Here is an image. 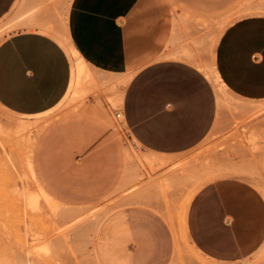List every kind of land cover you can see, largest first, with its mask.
<instances>
[{
  "label": "crops",
  "instance_id": "1",
  "mask_svg": "<svg viewBox=\"0 0 264 264\" xmlns=\"http://www.w3.org/2000/svg\"><path fill=\"white\" fill-rule=\"evenodd\" d=\"M172 1L0 0V106L16 116H42L73 97L80 65L102 74L101 90L117 85L106 95L123 90L122 133L86 112L54 118L33 153L45 189L72 204H103L112 197L113 206L127 208L128 219L142 224L140 264H167L177 256L168 204L183 184V162L206 154L233 173L219 171L191 199L189 240L210 262L264 264V192L237 169L264 180V155L253 148L260 139L251 129L260 125L263 133L264 120L245 110L241 123L251 126L226 132L218 145L225 150H201L228 127L227 116H218L219 85L255 104L244 107L264 104V0ZM210 24L217 31L206 42L200 32ZM103 106L111 109L106 101ZM127 144L154 162L136 171ZM154 191L166 212L149 200ZM156 230L168 238V250L147 245ZM125 249L139 252L136 242ZM0 264H17L16 252L1 248Z\"/></svg>",
  "mask_w": 264,
  "mask_h": 264
},
{
  "label": "rangeland",
  "instance_id": "2",
  "mask_svg": "<svg viewBox=\"0 0 264 264\" xmlns=\"http://www.w3.org/2000/svg\"><path fill=\"white\" fill-rule=\"evenodd\" d=\"M172 2L175 3L174 1ZM216 31L217 26L210 24L209 27L201 31L200 34L204 35L206 42H210ZM219 33L220 32H218V34ZM2 39L3 38L0 37V42ZM65 45L68 47L67 43H65ZM81 57L83 58L82 55ZM207 64L212 65V62ZM82 82L84 88L89 89L82 95V97L74 98L72 97V94H69L67 99H64L58 107L42 116H16L10 114L0 106V121L4 120L3 123L7 124V126L1 124V127L6 128V131H8V129L9 131L10 129L14 131V120L27 122L26 125L29 124V126H31V130L26 131L27 134L23 133L22 135H19L20 137L22 136L21 138L18 136L20 142H23L21 145H17L20 143L16 141L17 143H12V145H10L11 143H8L9 146L6 142L11 141V139L9 140V137L13 135L10 133L12 131L9 132V135H4L2 134L4 132L0 131V135H4V137L0 136V249L8 247L12 251L17 252L19 245L21 249H24V247L21 246H25L28 243L27 234L29 236L30 234H36L38 236L40 235L41 240L37 242L35 248L32 247L33 245L31 246V244L30 247H32L31 249L33 252L36 250L34 255L36 259L38 258L39 262H42V264H140L143 262L145 239L142 234L143 227L140 222L134 224L133 221L128 219L129 213L125 211L127 208H123L120 205L113 206L112 197L105 200L103 204L94 203L82 205L63 202L45 189L35 170L33 153L38 137L54 118L71 111L86 112L98 117L106 113L105 107L100 106L98 100L94 97L95 91L92 90L94 85L93 79L84 76ZM219 86L221 91H218V89L215 88L217 93L218 116H227L228 125L225 124V126L228 127L223 128V130L217 133L215 137H212L211 142L210 139L206 140L201 148L202 151H206L208 148L214 146L217 147V150L220 147L221 150H225V145L219 146V148L218 145L219 142L227 136L226 132H230L233 128H237L236 126L250 127L251 125L249 124L241 123L242 121H245L244 118H240V116L243 115L242 112L244 113L245 110H251L249 113H244L247 116L253 114L254 116H261V119L264 120V104L253 108L244 107L246 105L254 106L255 104L244 102L226 91L221 85ZM83 99H86L89 102L87 106L80 107ZM91 99L95 100L90 101ZM9 116L10 118L7 119ZM105 120L108 121L107 118ZM235 121L236 123H232ZM259 123H261V121ZM259 126L260 125H258V129H256L255 126L254 128H251L252 132L258 135L260 139V143L254 144L253 148L258 149L260 147L258 152L264 155V124L261 127L263 133L259 130ZM116 129L122 133L120 129ZM29 133L31 134L30 136ZM262 137L263 139H261ZM4 138H7V140H4ZM214 139L215 141H213ZM6 146L11 148L9 150L12 152L7 151L6 153ZM129 147L130 146L127 144V153L130 151ZM130 152L132 153V151ZM133 152H137L135 154L143 158L147 157V160L152 158L146 154L142 156L137 150H134ZM132 156L135 159L133 154ZM206 158L209 159V163L207 162L208 164L203 162L207 161ZM189 160L193 161V164L197 161L198 165L185 166L188 170L185 173L183 184L179 188L177 187L172 197V201L168 204V210L173 213L172 215L174 217L173 219L170 216L168 222L173 231L174 246L177 256L175 259H172L171 262H167V264H199L200 262L204 264H218L216 262H210L193 246L186 231V217L189 204L195 193L205 183L218 176L219 171L221 174L231 173L232 171L229 170V167L225 168L223 165L216 167L214 161L206 154L200 157H195L193 160ZM199 161L201 162L199 163ZM134 168L138 172L144 170V168L137 167V160ZM242 168L237 169L247 171L250 180L258 185V187L264 192V180L256 177L252 171ZM261 173L264 177V172L262 171ZM141 176L142 174H138L137 178H140ZM26 184H29V186H26ZM167 186L170 191L171 182H167ZM154 192L150 193L153 197H150L149 200L156 202L153 203V205L159 209H163L161 211L162 213L166 212L164 209L165 204L158 203L160 198L157 196L156 192ZM24 193L26 194V197L23 196ZM24 199H28L29 203ZM25 205H31V207H29L30 211L27 213L25 211ZM130 214L132 217L136 215V218L142 219L141 212L137 210H132ZM79 215H85V221L96 217L101 223L98 233L86 235L81 242L75 237H72L75 236V234H73L75 232V230L72 229L73 227L68 228V236L67 233L64 235L63 231L64 228L78 218ZM65 236H67L66 239ZM133 242L138 244L139 252L137 254L126 252L125 247ZM40 243L49 247V254L43 253L36 248ZM147 245H150L155 252L159 250H168L170 248L168 238L161 235L157 230L153 231L147 237ZM154 255H156V253L151 254L150 257L153 258ZM148 261L147 257V262Z\"/></svg>",
  "mask_w": 264,
  "mask_h": 264
},
{
  "label": "bare ground",
  "instance_id": "3",
  "mask_svg": "<svg viewBox=\"0 0 264 264\" xmlns=\"http://www.w3.org/2000/svg\"><path fill=\"white\" fill-rule=\"evenodd\" d=\"M74 48V47H73ZM75 49V48H74ZM76 52V51H75ZM77 55V54H76ZM80 56V55H79ZM78 57V56H77ZM82 60V59H81ZM85 60V59H84ZM79 62H81V61H79ZM85 62H87V61H85ZM79 64V63H78ZM80 65V64H79ZM80 67L81 68H79V70H80V77H79V81L77 82L78 84H77V88H76V91L74 92V94H73V97L74 98H80V97H82V95L85 93V92H87L89 89L88 88H84V85H83V82H82V78L84 77V76H87V77H89V78H91V79H93V81H94V85H93V89L92 90H94L95 91V95H94V97H95V99L96 100H98V102H99V104H100V106H103V104H104V102L106 101L107 103H109L110 104V108L111 109H107V108H105V110H106V113L104 114V115H101V116H99L100 118H102V119H106L107 118V120L109 121V122H111V123H113V125H114V127H116V128H118V129H120L121 131H122V129H123V126H125V124H123V113H122V108H121V104H122V95H123V90H119L118 92H114V93H112V95H109V94H105L106 92L108 93L109 92V90L111 91V89H109V88H114V87H111L112 85H114V84H111V85H109L108 86V91H106V90H101V87H104L103 85L100 87V84L102 83L101 81L99 82L98 81V77L100 76V75H102V74H99V76L98 75H96V74H98V73H95V71H93L92 69H90L88 66L87 67H85L84 66V64H82V65H80ZM101 73V72H100ZM98 76V77H97ZM108 76V75H107ZM101 77V76H100ZM116 77V76H115ZM119 77H121V75H119ZM103 78H104V76H103ZM101 79H102V77H101ZM111 80V79H110ZM103 81V83H104V80H102ZM125 81V80H124ZM108 82H110V81H108ZM111 82H113V81H111ZM110 82V83H111ZM100 83V84H99ZM107 83V82H106ZM108 84V83H107ZM114 86H117V85H114ZM125 86V85H124ZM106 89V88H105ZM114 90H115V88H114ZM114 90H112V91H114ZM105 91V92H104ZM108 105V104H107ZM104 107V106H103ZM109 107V106H108ZM2 114V113H1ZM5 116V115H4ZM7 117V116H6ZM10 118V116L7 118V119H9ZM4 121V120H3ZM3 121H0V122H2V123H0V131L1 132H4V133H2V134H4V135H6V134H8L9 135V132L10 131H12V129H10V131H9V129H8V131H6L7 129L6 128H3V127H1V124H5V123H3ZM11 121V120H10ZM9 121V122H10ZM8 122V121H7ZM13 122V121H12ZM15 122V123H14ZM14 126H15V129H14V131H12V132H10V133H12L13 135H11L10 137H9V140L11 139V141L10 142H6L7 144L8 143H11L10 145H12V143L13 144H15V142L16 141H18L20 144H17V145H21L23 142H20V140H19V138H18V136L19 135H22L23 133H26V131H30L31 130V126H29V124L28 125H26L27 124V122H20V121H15L14 120ZM6 126H7V124H5ZM8 126H10V125H8ZM2 128H3V130H2ZM9 128V127H8ZM7 132V133H6ZM33 133V132H32ZM27 134V133H26ZM4 135H0V136H3L4 137ZM31 134L29 133V136H30ZM25 136H28V135H25ZM2 137V138H3ZM20 137V136H19ZM22 137V136H21ZM20 137V138H21ZM25 139V138H24ZM4 140H7V138L5 139L4 138ZM13 140V141H12ZM15 140V141H14ZM21 140H23V139H21ZM17 143V142H16ZM1 144V143H0ZM5 144V143H4ZM6 144V145H7ZM3 145V144H2ZM9 145V144H8ZM9 145V146H10ZM1 147V146H0ZM7 147V146H6ZM5 147V148H6ZM9 149H11V148H8L7 147V150H6V153H7V151L9 152H12L11 150H9ZM129 149H130V151H132V154L135 156V159L137 160V167L139 168V167H141V168H144V163L145 162H147V161H150V162H154V160H155V157H152L151 159H148L147 160V157H145V158H143V157H141V156H138L137 154H135V153H137V152H133L134 150L133 149H131V147H129ZM15 154H17V153H15ZM13 159V158H12ZM158 159V158H157ZM169 160V159H168ZM203 160H205V159H203ZM206 160L207 161H203L204 163L206 162H208V160L209 159H207L206 158ZM161 161V160H160ZM159 160H157V161H155V162H160ZM174 161V160H173ZM166 162V160H164V163ZM201 161H199V163H200ZM186 166H189V165H193V166H196V165H198L197 163V161H196V163H194L193 164V161H191V160H186V161H184L183 162ZM209 163V162H208ZM207 163V164H208ZM161 164V163H160ZM163 164V163H162ZM196 164V165H195ZM175 166V165H174ZM240 168V167H239ZM241 169V168H240ZM243 169V168H242ZM139 179V178H138ZM138 184V188H139V184L140 183H137ZM26 186H29V184H26ZM137 188V189H138ZM134 189V188H133ZM137 189L135 190V192L137 191ZM134 191V190H133ZM133 194V193H132ZM24 197H26V194L24 193V195H23ZM26 202H28L29 203V200L28 199H24ZM26 206V208H25V211H26V213L27 212H29L30 211V209H29V207H31V205H25ZM85 218H86V216L85 215H79L78 216V218H76L73 222H71L69 225H67L65 228H64V235L67 233V231H68V228H70V227H73L72 229L73 230H75V232L73 233V234H75V236H72L73 238L75 237L77 240H79L80 242L84 239V237L86 236V235H89V234H96V233H98V230H99V227H100V220L98 219V218H96V217H93V218H90V219H88L87 221H85ZM26 221V220H25ZM87 223V224H84V223ZM33 224V223H32ZM30 225V224H29ZM32 226V225H31ZM33 227V226H32ZM35 227V226H34ZM27 228V227H26ZM36 228V227H35ZM36 232V231H35ZM40 234V233H39ZM26 236V235H25ZM27 236H28V240H27V238H26V240L28 241V243L25 245V246H21V247H24V249H21L20 248V245L18 246V248H17V252H16V257H17V264H42V262H39V260H38V258L36 259V257H35V255H34V252L36 251H32V247H34L35 248V246H36V244H37V242H39L41 239H40V235L38 236V235H36V234H30V236L27 234ZM67 236H68V233H67ZM67 236H65V239L67 238ZM95 240V239H94ZM26 242V241H25ZM86 242V241H85ZM89 243V242H88ZM30 244H31V246L32 247H30ZM86 244V243H85ZM87 246V245H86ZM92 246V245H91ZM36 248H38L39 249V251H42L43 253H47V254H49L50 253V249H49V247L48 246H46L45 244H43V243H40V245H38ZM15 249V248H14ZM41 253V252H40ZM92 260H93V256H92ZM39 262V263H38ZM92 262H94V261H92Z\"/></svg>",
  "mask_w": 264,
  "mask_h": 264
}]
</instances>
